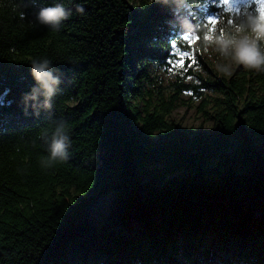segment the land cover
<instances>
[{
	"label": "trees",
	"instance_id": "16d2710c",
	"mask_svg": "<svg viewBox=\"0 0 264 264\" xmlns=\"http://www.w3.org/2000/svg\"><path fill=\"white\" fill-rule=\"evenodd\" d=\"M21 2L0 0L11 101L0 108V264H212L215 253L214 264H264V74L206 81L218 97L201 109L215 130L190 134L172 113L199 85L181 83L159 109L141 93L146 67L134 69L145 55L132 49L164 35L148 30L166 18L159 6L153 22L131 0H64L87 14L57 33L28 23L53 0L14 12ZM44 57L64 73L63 92L53 112L25 117L28 65ZM57 120L71 128L70 159L44 169Z\"/></svg>",
	"mask_w": 264,
	"mask_h": 264
},
{
	"label": "clouds",
	"instance_id": "9594fccd",
	"mask_svg": "<svg viewBox=\"0 0 264 264\" xmlns=\"http://www.w3.org/2000/svg\"><path fill=\"white\" fill-rule=\"evenodd\" d=\"M40 0H22L13 7L27 9L38 7ZM153 4L165 12L163 24L166 33L154 36L148 43L149 48L168 46L177 56L181 53L179 44L198 42L196 52L213 54L216 70L223 77H231L234 69L264 74V0H211V6L217 11L206 14L209 0H153ZM74 12L81 16L87 10L77 5L75 9L65 5L64 0H53L48 6L38 7L34 20L28 23L33 28L45 27L49 31L61 32ZM27 18L26 11H19V19ZM158 73L165 68L153 64ZM28 75L32 85L20 97V105L25 117H39L42 113H51L57 106L63 92L64 73L49 58L33 59L28 65ZM176 73L167 70L168 79H174ZM10 89L0 91V108L11 101L6 98ZM47 155L40 165L50 169L57 163L70 159L72 147L71 128L68 121L57 120L52 123L50 135L44 138Z\"/></svg>",
	"mask_w": 264,
	"mask_h": 264
},
{
	"label": "rangeland",
	"instance_id": "374dc122",
	"mask_svg": "<svg viewBox=\"0 0 264 264\" xmlns=\"http://www.w3.org/2000/svg\"><path fill=\"white\" fill-rule=\"evenodd\" d=\"M142 1L145 0H131L134 6L140 11L144 12L146 9L148 11L153 9L155 15L152 21L154 22L157 15V9H154L156 5L153 4V0H146L145 9L141 4ZM209 5L211 6V0H209ZM163 25L164 24L157 23L149 27L148 30L151 33L161 32L163 31ZM185 44V47H180L181 53L186 52L188 54L177 56L171 49L163 48L162 50H158L156 48H149L148 44L143 42L141 43L142 49H139L140 47L138 48L137 46L132 49L133 51L136 50L137 53V50H142L145 55L143 60L139 62L135 60L134 69L139 71L142 69V65L146 67L145 72L148 75V80L143 81V84L140 86L141 93L152 107L157 106L159 109H161L165 103H169L171 97L177 93V86L181 85V83L184 85H199L198 92L194 90H182L177 101L176 109L172 113V117L180 126L190 132V134L210 133L215 130V121L203 114L201 106L204 101H207V110H210L212 107V99L218 97V94L211 88L202 87L206 81L214 83L222 79L223 76L216 70V60L213 54L196 52L195 48L198 46V42H185ZM156 57H158V59ZM154 63L162 65L166 70L165 73H158L153 68ZM168 69L176 73L174 79H168ZM238 71L248 72L237 68L234 69L232 76ZM217 256L219 257V255L215 253L211 258L212 260L210 262L212 264L215 263Z\"/></svg>",
	"mask_w": 264,
	"mask_h": 264
}]
</instances>
